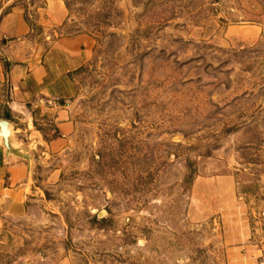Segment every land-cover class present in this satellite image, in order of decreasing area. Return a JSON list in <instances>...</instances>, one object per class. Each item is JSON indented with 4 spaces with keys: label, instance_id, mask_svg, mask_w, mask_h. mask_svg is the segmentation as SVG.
Here are the masks:
<instances>
[{
    "label": "rangeland",
    "instance_id": "rangeland-1",
    "mask_svg": "<svg viewBox=\"0 0 264 264\" xmlns=\"http://www.w3.org/2000/svg\"><path fill=\"white\" fill-rule=\"evenodd\" d=\"M65 2L96 46L0 264H264V0Z\"/></svg>",
    "mask_w": 264,
    "mask_h": 264
},
{
    "label": "crops",
    "instance_id": "crops-1",
    "mask_svg": "<svg viewBox=\"0 0 264 264\" xmlns=\"http://www.w3.org/2000/svg\"><path fill=\"white\" fill-rule=\"evenodd\" d=\"M67 17L65 0H0V118L12 123L15 146L25 152L31 144L65 137L73 128L63 102L73 94L71 74L92 57L96 39L86 32L59 34ZM31 164L0 139L3 210L28 209L34 186Z\"/></svg>",
    "mask_w": 264,
    "mask_h": 264
},
{
    "label": "water",
    "instance_id": "water-1",
    "mask_svg": "<svg viewBox=\"0 0 264 264\" xmlns=\"http://www.w3.org/2000/svg\"><path fill=\"white\" fill-rule=\"evenodd\" d=\"M0 139L8 151L16 155L29 157L28 153L24 151L22 147H16L13 139V125L7 120L0 118Z\"/></svg>",
    "mask_w": 264,
    "mask_h": 264
},
{
    "label": "trees",
    "instance_id": "trees-1",
    "mask_svg": "<svg viewBox=\"0 0 264 264\" xmlns=\"http://www.w3.org/2000/svg\"><path fill=\"white\" fill-rule=\"evenodd\" d=\"M66 5H68V2H67V4ZM65 24V23H64ZM63 24V25H64ZM80 32H83V31H80V30H77V31H75L74 32V34H76V33H80ZM7 118H10V116H7ZM36 126H37V124H36ZM38 127V126H37ZM40 128V127H39ZM189 168H190V171H189V174H188V179L190 178H192L193 177V175H194V173H195V168H193V167H191L190 165H189ZM108 221V219L107 218H101V226H103L106 222ZM68 223H69V225H70V227H71V223H70V221L68 220Z\"/></svg>",
    "mask_w": 264,
    "mask_h": 264
}]
</instances>
